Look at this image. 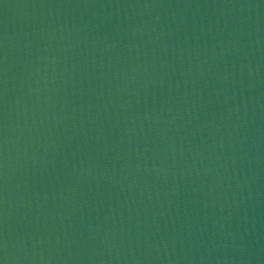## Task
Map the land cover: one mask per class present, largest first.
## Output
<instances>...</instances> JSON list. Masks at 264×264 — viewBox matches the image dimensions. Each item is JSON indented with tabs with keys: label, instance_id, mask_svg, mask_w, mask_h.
I'll use <instances>...</instances> for the list:
<instances>
[{
	"label": "water",
	"instance_id": "obj_1",
	"mask_svg": "<svg viewBox=\"0 0 264 264\" xmlns=\"http://www.w3.org/2000/svg\"><path fill=\"white\" fill-rule=\"evenodd\" d=\"M0 264H264V0H0Z\"/></svg>",
	"mask_w": 264,
	"mask_h": 264
}]
</instances>
